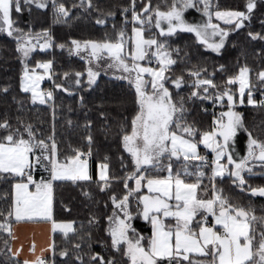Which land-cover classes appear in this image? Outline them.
Returning <instances> with one entry per match:
<instances>
[{"label": "snow or ice", "instance_id": "6c2138e0", "mask_svg": "<svg viewBox=\"0 0 264 264\" xmlns=\"http://www.w3.org/2000/svg\"><path fill=\"white\" fill-rule=\"evenodd\" d=\"M49 3L57 17L69 16V9L60 0H0V33L15 42V51L24 66L21 89L31 93L34 103L39 100L41 104L53 100L52 91H40L41 81L45 77L52 79L53 61H38L33 68L28 61L37 49L52 48L53 36L48 30L34 32L30 26L26 31L17 26L12 16L22 14L25 9L31 12L32 5L45 9ZM73 7L89 14L93 10L101 12L93 0H79ZM165 7L162 10L159 5L153 6L151 0L147 3L140 0L138 8L137 0H130L128 6L120 8L122 27L114 42L109 39L70 41V54L84 60L87 68L85 72L63 73L65 82L74 77L71 84L81 88L86 76L90 88L101 70H115L120 73L117 78L126 80L132 89L133 114L128 127L122 126L121 132L123 151L129 158L127 163L123 156L119 158L124 175L110 177L109 164L98 165L100 191L108 195L104 208L111 206L105 216L111 248L122 255L123 264H264V231L257 234L250 228V222L256 217L233 204L223 189L217 187V178L223 180L227 175L245 191L244 173L254 174L256 167L264 169V140L254 137L245 126L242 114L234 110L237 92L232 91V86L235 85H238L239 104H244L247 95L249 106L264 107V100L256 101L253 97L252 70L244 65L236 75L218 85L214 74L207 73L206 68H196L187 72L191 79L187 83L183 73L171 75L178 63L173 52L178 56L180 49L172 48L169 43V38L178 32L191 33L206 50L219 55L230 34L244 29L245 21L250 22L257 0H247L245 11L220 10L218 0H165ZM189 10L197 12L200 19L188 21L185 13ZM108 16L114 17L115 12H101L96 24L104 26ZM129 23L131 35L127 33ZM248 36L264 41L260 33L249 31ZM36 69H43V74H37ZM218 71L223 72L224 66ZM256 79L264 85V70L256 73ZM53 83L55 88L72 94L69 87L55 84L54 80ZM185 85L190 91L186 96L180 95ZM3 91L7 93L8 89ZM196 101L221 109L219 114L212 113L208 128L198 127L194 120H189L190 105ZM201 110L207 113L206 107ZM0 130L3 132L0 174H9L17 181L13 185V208L8 217L14 215L16 221L34 218L52 221L53 231L57 228L65 233L71 231V223L58 224L52 218L53 187L56 182L91 180L92 137H87V152L73 149L71 155H64L54 130L44 138L31 124L18 121V126L13 127L7 120L0 122ZM241 132L247 136L243 156L236 148ZM201 146L204 154L200 152ZM208 152L212 154L211 159ZM37 171L47 176L37 179ZM113 180L122 184L121 193L112 190ZM248 191L253 197H264V187L249 186ZM8 217L0 223V230H9ZM136 219L149 224V236L136 229ZM193 256L202 259H193ZM89 260L90 264H117L113 257L106 258L100 253L92 254ZM34 264L46 262L37 258Z\"/></svg>", "mask_w": 264, "mask_h": 264}, {"label": "trees", "instance_id": "16d2710c", "mask_svg": "<svg viewBox=\"0 0 264 264\" xmlns=\"http://www.w3.org/2000/svg\"><path fill=\"white\" fill-rule=\"evenodd\" d=\"M60 2L69 9L68 17H57L50 3L45 9H38L32 5L31 12L25 9L22 14L13 13L12 16L17 26L26 31L30 26L34 32L48 30L53 36L54 46L45 51L37 49L28 61L30 68L35 67L38 61H53L52 79L43 84V93L52 91L53 100L44 104L39 100L34 103L31 93L22 91L21 79L24 66L21 57L15 51V42L0 33V122L7 120L13 127L18 126V121L31 124L37 134L44 138L51 135L54 130L59 150L64 155H71L73 149L87 152V137L89 135L92 137V158H89L92 180L56 182L53 187L54 220L58 223H72L73 228L67 234L62 232L54 234L52 260L54 264H81V261L82 264H90L89 257L100 253L106 258L113 257L117 264H123L124 258L111 248V239L106 231L105 216L106 213H110L111 206L109 204L108 209L104 208L108 195L100 191L101 182L97 178V171L100 163H108L110 177L119 178L124 175L119 158L123 156L125 163L129 158L123 151L121 132L122 126L128 127L133 114L132 89L126 80L106 75H100L90 88L86 84L85 76V84L77 88L71 84V79L74 77L70 76L68 82H65L63 73L85 72L87 68L84 60L73 53L70 54L72 39L98 42H103L105 39L112 42L116 40L123 20L120 8L128 6L130 0H93L94 4L99 5L103 14L115 12L114 17H107L104 26L96 24L101 12L93 10L89 14L74 8L73 4H78L79 0H60ZM144 2L147 3V0ZM246 2L247 0H218L220 10L245 11ZM151 3L166 10L165 0H151ZM139 4L140 0H137L138 8ZM128 18L131 20V13L128 14ZM262 22H264V0H257V8L250 22L245 21L244 29L230 34L219 55L206 50L195 40L193 34L178 32L169 38L171 47L180 49L178 56L173 52V58L178 59V63L173 67L171 75L178 76L183 73L186 82L191 83L187 72L196 68H206L207 73L214 74L215 82L222 85L229 76L236 75L240 67L247 65L252 70L250 86L253 97L256 101H261L264 97L262 95L264 85L256 79V73L264 70V41L252 40L248 32L264 35ZM129 24L127 31L131 33L128 29ZM60 44H64L65 47L61 49L58 46ZM221 65L224 66L223 72L218 71ZM53 80L55 84L69 87L72 94L62 88H55ZM5 88L8 89L7 93L3 91ZM237 89L238 85L232 86V91L237 92L238 96ZM189 91L190 89L185 85L180 95L186 96ZM202 107L207 108V113L201 110ZM190 108L192 111L189 120H194L201 128H208L213 119L212 113L218 114L221 111L219 107L213 109L211 103L201 105L199 101L190 105ZM234 110L242 114L244 124L253 136L264 140V107L249 106L245 95L244 104ZM125 117L128 118L127 121ZM2 134L0 130V135ZM200 152L205 153L203 146L200 147ZM41 175L47 176L40 171L36 172L37 179ZM245 180V191L234 185L228 176L223 180L217 178V187L223 189V194L233 204L244 207L251 216L256 217L250 223L251 229L258 234L264 231V197L251 196L248 188L249 186L264 187V169L254 168V174L246 173ZM16 182L11 175L0 174V223L5 222V218L13 208V185ZM204 183H208L207 179ZM122 187V184L113 180V191L119 194L122 192ZM135 210V201H133V213ZM7 223L10 226L9 230H0V264H22L21 260L14 257L11 252L14 224L12 216L8 217ZM134 226L146 237L151 234L149 224L142 219H136ZM63 252L67 255L62 256ZM192 258L202 259L195 256Z\"/></svg>", "mask_w": 264, "mask_h": 264}, {"label": "crops", "instance_id": "0c3cea01", "mask_svg": "<svg viewBox=\"0 0 264 264\" xmlns=\"http://www.w3.org/2000/svg\"><path fill=\"white\" fill-rule=\"evenodd\" d=\"M193 12H194V17L191 21H198L200 19V15L195 11ZM219 23H221V26H224L222 22ZM236 100L239 103V94L236 97ZM209 153L211 154V152ZM97 177H98V172H97ZM13 200H14V188H13ZM12 217L14 220V224L12 226L11 252L14 257L21 260L22 264H24L25 261H28L29 264H34L37 258H41L43 256H49L52 259L54 234L56 232H62L64 234L70 233V232L65 233L64 231H56V230L53 231L52 221H45L38 218H34L32 220L24 219L21 221H16L14 215ZM52 218L54 220L53 203H52ZM209 219H211V217Z\"/></svg>", "mask_w": 264, "mask_h": 264}, {"label": "rangeland", "instance_id": "374dc122", "mask_svg": "<svg viewBox=\"0 0 264 264\" xmlns=\"http://www.w3.org/2000/svg\"><path fill=\"white\" fill-rule=\"evenodd\" d=\"M193 11H194V10H189V11H187V12L185 13V18H186L188 21H190V22H192L191 20H192L193 17H194V12H193ZM130 19H131V18H130ZM131 27H132V25H131V23H130L128 29L131 30ZM165 27H166V25H165ZM130 32H131V31H130ZM1 34L6 35L5 33H1ZM130 35H131V33H130ZM73 54H74V53H73ZM74 55H76V54H74ZM76 56H77V55H76ZM101 63L103 64V61H102ZM36 72H37V74H43V69H36ZM50 75L52 76L51 71H50ZM100 75H106V76H109V77L117 78V77L120 76V73L117 72V71H115V70H108V71L101 70V71H100ZM100 75H99V76H100ZM22 76H23V75H22ZM98 78H99V77H98ZM98 78H97V79H98ZM47 80H49V79H48L47 77H45V79L41 81V83H40V91H41V92H43V84H44V82L47 81ZM239 106H242V105H239V103L237 102L235 108H237V107H239ZM224 110L226 111L227 108H225ZM218 114H219V113H218ZM246 140H247L246 134H244L243 132H241V133H240V136H239L238 139H237V144H236L237 152H238L241 156H243V155L246 154V145H245V143H244ZM91 157H92V155H91ZM97 172L99 173V168H98V171H97ZM89 173H90V176H91V178H92V177H93V174H92V169H91V163H90V161H89ZM44 174L46 175L47 173H44ZM245 174H246V173H244V176H245ZM97 178H98V177H97ZM59 224H64V223H59ZM71 224H72V223H71ZM250 227H251V223H250ZM72 228H73V225H72ZM56 231H63V230L57 228ZM71 231H72V230H71ZM71 231H68V232H71ZM64 232H65V231H64Z\"/></svg>", "mask_w": 264, "mask_h": 264}, {"label": "built area", "instance_id": "2783aa9c", "mask_svg": "<svg viewBox=\"0 0 264 264\" xmlns=\"http://www.w3.org/2000/svg\"><path fill=\"white\" fill-rule=\"evenodd\" d=\"M127 33H128V31H127ZM128 35H130V33H128ZM261 100H264V97ZM212 108H213V106H212ZM207 155H208L209 159H211L212 156L209 153H207ZM90 158H92V157H90ZM41 259H43L46 262V264H54L53 260L49 256H43V257H41Z\"/></svg>", "mask_w": 264, "mask_h": 264}]
</instances>
